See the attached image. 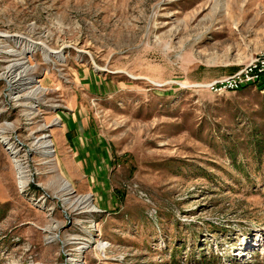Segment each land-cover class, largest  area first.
<instances>
[{"label": "rangeland", "instance_id": "obj_1", "mask_svg": "<svg viewBox=\"0 0 264 264\" xmlns=\"http://www.w3.org/2000/svg\"><path fill=\"white\" fill-rule=\"evenodd\" d=\"M263 52L264 0H0V264H264V93L209 87Z\"/></svg>", "mask_w": 264, "mask_h": 264}, {"label": "built area", "instance_id": "obj_2", "mask_svg": "<svg viewBox=\"0 0 264 264\" xmlns=\"http://www.w3.org/2000/svg\"><path fill=\"white\" fill-rule=\"evenodd\" d=\"M209 87L215 93L242 90L247 87H253L264 93V52L247 63L245 68L237 74L220 81L211 82Z\"/></svg>", "mask_w": 264, "mask_h": 264}, {"label": "bare ground", "instance_id": "obj_3", "mask_svg": "<svg viewBox=\"0 0 264 264\" xmlns=\"http://www.w3.org/2000/svg\"><path fill=\"white\" fill-rule=\"evenodd\" d=\"M12 40H14L17 44H20L21 42H23L22 41V38H19L18 36L17 37H15L14 39H12ZM37 49H43V47H40L38 44H36L35 42H28V48H27V50L26 51H35V50H37ZM45 50V49H44ZM47 51L45 50V53H46ZM55 54L57 55V56H59V52H55ZM49 55H48V53H46L45 54V57H46V59H49V57H48ZM13 66H10L9 68H11V70H10V72L12 71V70H14V69H16V64L14 65V64H12ZM17 65H19L22 69L20 70V72H18V73H16L15 74V76L16 77H14L16 80H19V84H22L21 86H25L24 84H28L29 86L30 85H33V83H34V79L33 78H31V77H27V72L31 69V67L29 66V65H23V63H18ZM22 65V66H21ZM19 67V68H20ZM13 73V72H12ZM13 80V79H12ZM13 82V81H12ZM17 82V81H16ZM24 84H23V83ZM28 86V87H29ZM30 88V87H29ZM43 91V89H41L40 87H37V88H33L32 90H30L29 92H28V95H36L37 93H39V92H42ZM16 97H18V96H16ZM36 143L38 144V145H41V146H46L47 148L50 146L49 145V143L48 142H46V141H44L43 140V137H38L37 139H36ZM49 151V150H48ZM17 166H18V169H19V171H20V178H21V183H24L26 180H28V177H27V175H26V171L27 170H25V166L22 164V163H20V162H17ZM66 187H69V184L67 183L66 184ZM78 201H77V207H82V208H89V210H93L94 209V206L92 205V202H91V199H90V197H88V196H85V197H81V198H79V199H77Z\"/></svg>", "mask_w": 264, "mask_h": 264}, {"label": "crops", "instance_id": "obj_4", "mask_svg": "<svg viewBox=\"0 0 264 264\" xmlns=\"http://www.w3.org/2000/svg\"><path fill=\"white\" fill-rule=\"evenodd\" d=\"M75 128H78L79 129V131L81 130V124H79V122L78 121H76V120H74L73 118H66V121H65V123L63 124V126H62V133L63 134H66L67 132H71L72 130H74ZM77 143H78V141H77ZM84 144V143H83ZM105 155V157H106V159L109 161V157L110 156H108V153H106V154H104ZM77 158H84V153L82 152L80 155H77ZM104 201H106V200H104ZM104 204H106V202L104 203Z\"/></svg>", "mask_w": 264, "mask_h": 264}]
</instances>
